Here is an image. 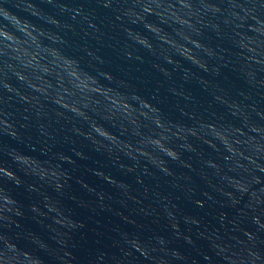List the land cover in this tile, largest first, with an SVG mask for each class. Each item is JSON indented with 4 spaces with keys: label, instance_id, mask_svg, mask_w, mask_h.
<instances>
[{
    "label": "clouds",
    "instance_id": "obj_1",
    "mask_svg": "<svg viewBox=\"0 0 264 264\" xmlns=\"http://www.w3.org/2000/svg\"><path fill=\"white\" fill-rule=\"evenodd\" d=\"M0 264H264V0H0Z\"/></svg>",
    "mask_w": 264,
    "mask_h": 264
}]
</instances>
